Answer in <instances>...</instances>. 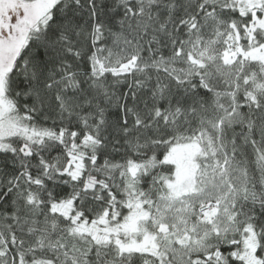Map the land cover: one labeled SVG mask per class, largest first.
<instances>
[{
    "label": "snow or ice",
    "instance_id": "snow-or-ice-1",
    "mask_svg": "<svg viewBox=\"0 0 264 264\" xmlns=\"http://www.w3.org/2000/svg\"><path fill=\"white\" fill-rule=\"evenodd\" d=\"M0 264H264V0H0Z\"/></svg>",
    "mask_w": 264,
    "mask_h": 264
}]
</instances>
